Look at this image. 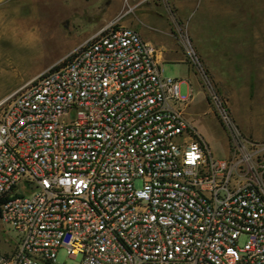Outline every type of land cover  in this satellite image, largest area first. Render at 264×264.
Instances as JSON below:
<instances>
[{
	"label": "built area",
	"instance_id": "1",
	"mask_svg": "<svg viewBox=\"0 0 264 264\" xmlns=\"http://www.w3.org/2000/svg\"><path fill=\"white\" fill-rule=\"evenodd\" d=\"M157 53L116 21L0 101V264H264V142L218 104L216 156Z\"/></svg>",
	"mask_w": 264,
	"mask_h": 264
},
{
	"label": "rangeland",
	"instance_id": "2",
	"mask_svg": "<svg viewBox=\"0 0 264 264\" xmlns=\"http://www.w3.org/2000/svg\"><path fill=\"white\" fill-rule=\"evenodd\" d=\"M137 3L163 7L181 35L187 64H164V76L178 81L188 72L195 76L194 85L197 82L200 89L192 94L188 118L214 154L224 157L231 147L218 104L226 107L241 134L264 142V0H184L188 17L181 16L171 0H12L0 4V101L103 27L116 7L124 14ZM148 8L144 6V16L150 14ZM135 10L131 9V15L135 16ZM189 49L198 56L204 73L194 66ZM180 89L182 95H190V84L182 82ZM81 260L65 250L58 255L60 264H80Z\"/></svg>",
	"mask_w": 264,
	"mask_h": 264
},
{
	"label": "crops",
	"instance_id": "3",
	"mask_svg": "<svg viewBox=\"0 0 264 264\" xmlns=\"http://www.w3.org/2000/svg\"><path fill=\"white\" fill-rule=\"evenodd\" d=\"M9 1L12 0H0V4H4ZM171 1L172 4L180 8V13L182 14L181 16L183 17L189 16L188 14L189 11L184 9V5H183L184 0H171ZM146 5L149 6L147 10H149L150 14H146L144 16L143 12L146 11V9H144V6ZM134 7L136 8L134 12L136 17L134 15H131L133 13V12L131 13V9H133ZM116 21H119V24L122 27L130 28L137 31L146 42L154 45L157 48L158 50L157 59L160 64L163 75H164V70L162 66L166 63L178 65L179 67H185V65L187 64L186 52L183 50V44H182L184 43V41L181 38V35L178 34L179 32L177 31V29L171 24L169 18L166 17V11L163 7L161 8L156 4L141 5L137 3L136 5H132V6L129 5V10L124 14H122L121 9L116 7L114 9V12L112 13L109 22H107L99 30L103 29L104 27ZM148 26L156 27L162 30V33L156 34ZM99 30L92 33L86 40H88ZM55 64L56 63L51 64L49 67H47V69ZM194 77L195 76L191 75V73L188 72L184 74L185 79L180 81V86L182 82H186L191 86V90L189 93L190 95H187L188 97H190V101H191L190 103H192L193 92L197 91V93H199L198 90L200 89L197 88L198 86L197 82L194 85ZM198 83L200 84V81Z\"/></svg>",
	"mask_w": 264,
	"mask_h": 264
}]
</instances>
